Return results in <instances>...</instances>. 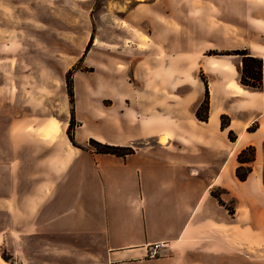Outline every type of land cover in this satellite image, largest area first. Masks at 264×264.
<instances>
[{"label":"crops","instance_id":"1","mask_svg":"<svg viewBox=\"0 0 264 264\" xmlns=\"http://www.w3.org/2000/svg\"><path fill=\"white\" fill-rule=\"evenodd\" d=\"M121 1V22L148 28L134 47L142 91L131 79L107 106L87 104L89 116L75 110L76 142L63 139L65 127L50 144L35 140L37 162L24 156L30 172L10 162L0 194L9 260L0 252V264H264V0ZM210 48L245 54H201ZM244 56L261 60L257 89L238 80ZM89 138L133 152H95ZM249 146L251 170L239 180L236 156ZM154 243L161 247L148 256Z\"/></svg>","mask_w":264,"mask_h":264},{"label":"rangeland","instance_id":"2","mask_svg":"<svg viewBox=\"0 0 264 264\" xmlns=\"http://www.w3.org/2000/svg\"><path fill=\"white\" fill-rule=\"evenodd\" d=\"M123 3L121 0L82 3L76 0H0V194L9 191V167L17 166L18 171L30 172L32 162L29 160L26 164V154L37 162L41 152L35 140L50 144L61 139L59 133L65 127L63 139L76 142L72 138L79 124L75 110L89 116L84 109L87 104L107 106L112 103L113 92L124 91L123 84L127 85L131 79L133 91L140 90L137 81L144 68L135 64L138 55L134 47L136 42L146 41L141 33L145 34L148 28L139 18L121 22L126 12ZM210 7L213 9L215 5L210 4ZM196 12L193 5L188 10L193 18L198 15ZM237 16L242 19L243 9ZM189 39L194 45H200L199 37L193 35ZM240 52L243 51L210 48L201 54L237 60L241 59ZM246 64L252 63L247 61ZM195 73L205 82L203 72ZM240 79L252 82L241 68ZM200 113L203 114L202 108ZM97 120L91 121L92 126L104 129V124L93 123ZM89 139L84 145L92 148ZM250 158V150L240 155L241 161ZM251 163L243 164L240 171L247 166L251 168ZM25 166L29 168L25 170ZM5 220V214L0 212L1 234ZM0 252L8 261L6 250Z\"/></svg>","mask_w":264,"mask_h":264},{"label":"trees","instance_id":"3","mask_svg":"<svg viewBox=\"0 0 264 264\" xmlns=\"http://www.w3.org/2000/svg\"><path fill=\"white\" fill-rule=\"evenodd\" d=\"M238 54H245V52H240ZM249 61L250 63H252L251 65H247L246 62ZM253 66V67H251ZM242 73L245 75L246 78L252 80V82L247 83L246 81H244V79H240V84L242 86L248 87V88H254L257 89L260 87L261 85V60L259 58L255 59V57H251V56H244L242 57ZM70 95L72 96V91L70 92ZM207 90L204 96V99L202 100V102L200 103V105L197 107V109L195 110V116L200 119V120H205L207 117V111H208V100H207ZM203 109V114L200 113V109ZM72 120V118L70 119V121ZM70 125V123H69ZM221 127H225L226 125V120L225 117H221V122H220ZM228 138L230 140L234 139L233 133L232 132H228L227 134ZM92 143V144H91ZM89 144L92 146L93 150L95 152H99V153H106V154H111V155H115V156H125L126 154L132 153L133 149L130 146H114V145H109V144H101L93 139H89ZM245 150H250L251 153V158L249 160H245V161H241L240 160V155L243 151ZM237 161L240 163L238 165V167L235 169V176L239 179V180H244L246 178V176L248 175V173L250 172L251 168L249 166L246 167L245 170L240 171L243 167L242 163H249L251 161H253L254 159V149L253 147L249 146L246 147L244 149H242L238 155H237ZM228 210L231 212V209L228 208Z\"/></svg>","mask_w":264,"mask_h":264},{"label":"built area","instance_id":"4","mask_svg":"<svg viewBox=\"0 0 264 264\" xmlns=\"http://www.w3.org/2000/svg\"><path fill=\"white\" fill-rule=\"evenodd\" d=\"M161 247L160 243L152 244L147 251L148 256H154L157 254L159 248Z\"/></svg>","mask_w":264,"mask_h":264}]
</instances>
